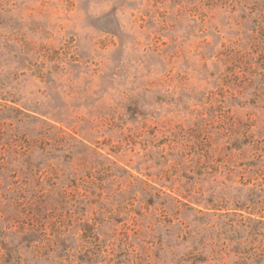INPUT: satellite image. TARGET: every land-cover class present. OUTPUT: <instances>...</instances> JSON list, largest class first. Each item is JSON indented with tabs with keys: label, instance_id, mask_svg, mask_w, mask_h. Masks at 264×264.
Wrapping results in <instances>:
<instances>
[{
	"label": "rangeland",
	"instance_id": "1",
	"mask_svg": "<svg viewBox=\"0 0 264 264\" xmlns=\"http://www.w3.org/2000/svg\"><path fill=\"white\" fill-rule=\"evenodd\" d=\"M0 264H264V0H0Z\"/></svg>",
	"mask_w": 264,
	"mask_h": 264
}]
</instances>
